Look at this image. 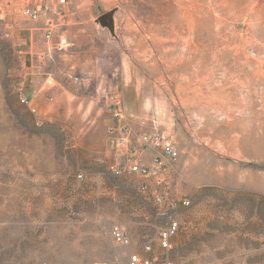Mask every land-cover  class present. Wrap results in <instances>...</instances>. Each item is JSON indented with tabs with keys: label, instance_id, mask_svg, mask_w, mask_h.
Returning a JSON list of instances; mask_svg holds the SVG:
<instances>
[{
	"label": "rangeland",
	"instance_id": "rangeland-1",
	"mask_svg": "<svg viewBox=\"0 0 264 264\" xmlns=\"http://www.w3.org/2000/svg\"><path fill=\"white\" fill-rule=\"evenodd\" d=\"M23 5L0 15V264H126L155 239L164 209L108 168L112 97L132 133L178 153L180 231L163 256L264 264V0H69L72 36L49 42Z\"/></svg>",
	"mask_w": 264,
	"mask_h": 264
},
{
	"label": "built area",
	"instance_id": "built-area-1",
	"mask_svg": "<svg viewBox=\"0 0 264 264\" xmlns=\"http://www.w3.org/2000/svg\"><path fill=\"white\" fill-rule=\"evenodd\" d=\"M68 2L69 0H24L21 15L33 22L43 20L45 36L49 38L52 30L64 23V11ZM3 21L0 17V26ZM73 80L77 82L78 78ZM111 100L114 103L107 107V111L118 125L109 130L111 134L109 150L114 157L108 168L116 176L135 175L141 178L139 192L143 200L163 208L161 215L166 217L155 239L144 240L140 243L138 251L129 252L126 264H173L163 255L172 249V242L180 231V222L175 215L177 206L170 200L168 181V175L173 163L178 159V153L173 144L161 134L132 133L124 119L123 106L116 102V97H112ZM19 102L34 116L37 115L36 109L22 93L19 94ZM98 161L104 163L102 159ZM181 205L187 207L189 204L181 202ZM109 235L111 241L119 247L129 248L132 245L130 236L121 224L111 225ZM155 248L162 252V255H156Z\"/></svg>",
	"mask_w": 264,
	"mask_h": 264
},
{
	"label": "crops",
	"instance_id": "crops-1",
	"mask_svg": "<svg viewBox=\"0 0 264 264\" xmlns=\"http://www.w3.org/2000/svg\"><path fill=\"white\" fill-rule=\"evenodd\" d=\"M6 4H7V0H0V15L2 14L1 12L4 11V9L6 8ZM64 14H65V21H66L67 20V17H68V14H67L66 9L64 11ZM42 22H43V24L42 23L37 24L35 30H37V32H41L42 33V36L47 40V42H49L51 39H53V40H56L57 39L58 40V39H60L62 37H65V35H68L71 38L73 32L71 30H69V28H65L66 27L65 24H61L60 26L54 28L52 30L49 38H46V36H45L46 34L44 32L45 23H44V21H42ZM38 75H39V73H38ZM33 81L35 82V86H36L35 93H34L35 95L33 96V100L36 102L37 101L36 94H38L37 92H39V94H42L40 92L41 91L43 92V89H44L43 79L40 78V76H37L36 75L35 78L33 79Z\"/></svg>",
	"mask_w": 264,
	"mask_h": 264
},
{
	"label": "bare ground",
	"instance_id": "bare-ground-1",
	"mask_svg": "<svg viewBox=\"0 0 264 264\" xmlns=\"http://www.w3.org/2000/svg\"><path fill=\"white\" fill-rule=\"evenodd\" d=\"M246 66H247V65H246ZM248 69H249V68H248ZM256 71H257V70H256ZM260 71H261V70H260ZM261 72L263 73V69H262ZM261 72H260V73H261ZM257 74H258V73H257ZM263 74H264V73H263ZM254 75H256V74H254ZM254 75H253V76H254ZM258 75H259V74H258ZM256 77H257V76H256ZM249 79H250V78H249ZM241 83H242V82H241ZM253 83H254V82H253ZM247 85H248V84H247ZM250 85H251V84H250ZM254 90H255V89H254ZM231 105H232V104H231ZM230 110H231V109H230ZM235 111H236V110H235ZM239 113H240V112H239Z\"/></svg>",
	"mask_w": 264,
	"mask_h": 264
}]
</instances>
